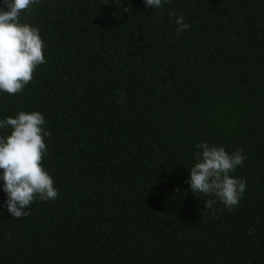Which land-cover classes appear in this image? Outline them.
Listing matches in <instances>:
<instances>
[{"label": "trees", "instance_id": "trees-1", "mask_svg": "<svg viewBox=\"0 0 264 264\" xmlns=\"http://www.w3.org/2000/svg\"><path fill=\"white\" fill-rule=\"evenodd\" d=\"M105 3L21 13L45 63L0 92V120L45 117L59 195L13 218L0 181V264H264V0ZM170 9L191 27L178 33ZM202 142L246 157L231 211L187 183Z\"/></svg>", "mask_w": 264, "mask_h": 264}, {"label": "clouds", "instance_id": "clouds-1", "mask_svg": "<svg viewBox=\"0 0 264 264\" xmlns=\"http://www.w3.org/2000/svg\"><path fill=\"white\" fill-rule=\"evenodd\" d=\"M38 2L4 0V7H0V92L9 95L22 92L32 81L36 68L45 63L40 29L20 22L21 13ZM108 2L106 0L105 4ZM144 2L147 7L161 8L168 0ZM123 10L128 12L129 8ZM168 14L175 18L178 33L191 27L184 22L183 16L176 17L174 9H170ZM44 124L45 117L39 111H20L15 118L10 116L0 120V129L11 128L9 135H0V181L7 194L4 204L13 218L27 217L29 212L25 209L37 197L50 201L59 195L53 178L42 166L47 151L44 138L51 136ZM196 147L199 150L196 163L187 181L192 192L216 197L229 211L238 207L246 191V181L234 178L230 173L243 165L246 157L242 149L237 148L229 154L224 147L207 142ZM215 203L214 199L203 201L202 214H206ZM252 231L249 229L250 234Z\"/></svg>", "mask_w": 264, "mask_h": 264}]
</instances>
